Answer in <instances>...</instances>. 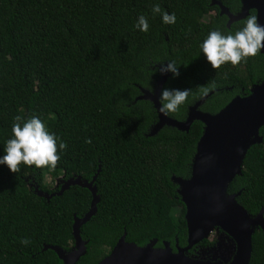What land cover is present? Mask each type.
I'll return each instance as SVG.
<instances>
[{"label":"trees","instance_id":"trees-1","mask_svg":"<svg viewBox=\"0 0 264 264\" xmlns=\"http://www.w3.org/2000/svg\"><path fill=\"white\" fill-rule=\"evenodd\" d=\"M231 12L239 0H218ZM211 0H0V149L11 136L13 117L38 115L67 147L52 175H79L94 180L96 212L81 225L86 252L75 264H96L106 256L124 229L125 240L155 246L168 241L186 244L185 207L171 176L187 178L202 122L188 131L163 125L147 135L156 122L150 101L136 99L140 88L152 91L159 63L174 59L180 75L162 87L188 88L189 96L168 116L182 120L211 85L198 106L217 112L233 96L247 95L264 81V54L233 66L211 68L198 44L209 30L235 31L244 19L226 27V18ZM174 12V24H162L153 4ZM215 10V13H211ZM143 14L149 29L134 28ZM249 14H254L251 10ZM262 142L252 144L242 158L241 173L226 192L236 196L250 216H264V125ZM90 143H86L85 139ZM48 169V168H47ZM45 167L21 164L10 172L0 165V264H62L44 245L64 251L73 244V216L87 212L91 194L72 185L46 199L35 192H57L58 183L44 182ZM27 244H22V239ZM203 239L196 246L213 245ZM247 264H264V233L255 228Z\"/></svg>","mask_w":264,"mask_h":264},{"label":"water","instance_id":"water-1","mask_svg":"<svg viewBox=\"0 0 264 264\" xmlns=\"http://www.w3.org/2000/svg\"><path fill=\"white\" fill-rule=\"evenodd\" d=\"M239 1L240 8L236 13L229 12L218 0H211L210 4H216L219 13L227 16V27L244 19L251 10L258 22L264 24V0ZM260 53L264 54V49ZM168 76L169 73L160 74L152 91L140 88L136 99L150 101L156 112L157 120L147 135H154L163 125L188 131L194 120L202 122L189 176H171L185 207L186 244L179 246L175 241L173 250L168 241L155 246L154 238L144 245H137L125 240L124 229L109 253L96 264H247L253 230L259 228L264 233L263 209L250 216L236 200L240 192L227 193L226 189L232 178L241 173L242 158L248 147L262 142L259 128L264 125V81L253 83L247 95L233 96L215 113L198 108L209 93L202 95L188 106L185 118L178 120L158 111L157 97ZM98 172L99 168L90 180H82L79 175L62 179L58 191L50 194L35 187V192L46 199L61 194L72 185L84 187L91 194L87 212L81 217L73 216L70 250L64 251L54 245L42 248L53 250L62 264H75L86 252L87 240L81 237L80 227L96 212L99 196L93 182ZM214 230L217 240L213 246L188 254L192 246L207 239Z\"/></svg>","mask_w":264,"mask_h":264},{"label":"clouds","instance_id":"clouds-1","mask_svg":"<svg viewBox=\"0 0 264 264\" xmlns=\"http://www.w3.org/2000/svg\"><path fill=\"white\" fill-rule=\"evenodd\" d=\"M151 11L154 15L159 13L162 24L171 25L176 22L175 13L162 10L158 3L152 5ZM133 27L147 32L148 19L143 14L138 15ZM198 47L211 68H219L226 62L235 66L264 49V24L258 22L255 14H249L243 25L235 31H221L218 28L209 30ZM181 67L176 60L168 59L159 63L156 71L161 75L170 73L175 78L180 75ZM210 87L211 85L201 88L200 95H207ZM188 96V88L162 87L157 97L158 111L163 115L175 112ZM85 142L90 143L87 138ZM66 147V143L55 132L49 131L38 115L24 117L18 114L13 117L11 136L0 149V165H5L13 173L19 170L21 164L36 168L47 166L52 169ZM20 242L27 244L29 241L25 238Z\"/></svg>","mask_w":264,"mask_h":264},{"label":"rangeland","instance_id":"rangeland-1","mask_svg":"<svg viewBox=\"0 0 264 264\" xmlns=\"http://www.w3.org/2000/svg\"><path fill=\"white\" fill-rule=\"evenodd\" d=\"M45 167V173H44V182L46 185H48L49 187H54L59 183V179H61V177L59 175L54 176L51 173V170L49 169V167L44 166ZM48 168V169H47ZM216 232L215 230L208 236L207 239L211 240L214 236H215Z\"/></svg>","mask_w":264,"mask_h":264},{"label":"flooded vegetation","instance_id":"flooded-vegetation-1","mask_svg":"<svg viewBox=\"0 0 264 264\" xmlns=\"http://www.w3.org/2000/svg\"><path fill=\"white\" fill-rule=\"evenodd\" d=\"M222 4H223V3H222ZM239 4H240V1H239ZM224 6H225V5H224ZM217 7H218V6H217ZM227 8H228V7H227ZM239 8H240V6H239ZM239 8H238V10H239ZM219 10H220V9H219V7H218V13H219ZM228 10H229V9H228ZM238 10H237V11H238ZM237 11H235V12H231V11L229 10V12H231V13H236ZM210 12L214 14V13H215V10H211ZM219 14H220V13H219ZM220 15H221V14H220ZM222 15L226 18V22H225V24H226V23H227V16H226L225 14H222ZM234 22H235V21H234ZM226 27H227V26H226ZM194 102H195V101H194ZM194 102H193V103H194ZM193 103H192V104H193ZM202 103H203V102H202ZM199 106H200V105H199ZM59 183H60V181H59ZM218 232H219V231H218ZM213 239H215V242H216V240H217V232H216L215 236L212 238V240H213ZM215 242H214V244H215ZM214 244H213V245H214ZM196 245H197V244H196ZM213 245H207L206 247H205V246H204V247L196 246V247L193 248V251H192V252H190V250H191V249H190V250L188 251V254L190 255V254L196 253V252L199 251L200 249H204V248H207V247H211V246H213ZM194 246H195V245H194ZM71 247H72V246H71ZM192 247H193V246H192ZM192 247H191V248H192Z\"/></svg>","mask_w":264,"mask_h":264}]
</instances>
